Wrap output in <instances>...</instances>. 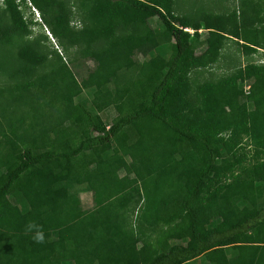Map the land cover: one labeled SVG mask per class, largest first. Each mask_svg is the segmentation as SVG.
<instances>
[{
  "label": "trees",
  "instance_id": "1",
  "mask_svg": "<svg viewBox=\"0 0 264 264\" xmlns=\"http://www.w3.org/2000/svg\"><path fill=\"white\" fill-rule=\"evenodd\" d=\"M169 1L86 0L82 24L73 30L63 3L30 0L60 46L76 49L90 67L85 68V77L74 75L68 64L55 58L60 70L59 91L54 95L43 91L51 82L49 64L46 73L16 90L0 91V97L3 92L8 100L0 102V119L5 122L0 121V132L5 124L12 133L11 119L20 106H27L38 118L41 106L59 100L67 103L62 120L68 124L55 128L35 120L38 129L4 145L0 264H191L194 260L196 264H264V161L253 164L248 177L234 181L229 191L223 185L211 190L240 163L216 133L243 134L264 156V65H245L215 84L198 86L194 101L188 98L189 72L215 61L223 39L232 40L244 55L260 48L263 11L247 2L237 14H203L189 21L174 17ZM3 4L11 33H26V22L13 0ZM147 13L163 27L167 47L162 53L153 52L156 36L141 34L139 17ZM186 28L193 32L183 31ZM16 57L31 69L45 60L30 44L20 46ZM146 75H153L155 84L143 101L139 84ZM244 80L249 84L240 100L232 93L242 89ZM31 88L37 89V97L29 93ZM88 88H93L91 106L71 105L72 97ZM256 102L247 109L248 103ZM112 105L118 110L109 124L93 120ZM93 160L96 163L89 165ZM143 165L152 175H146ZM52 179H56L52 184L36 187ZM166 180L171 189L149 206ZM81 192L91 198L88 209L81 206ZM133 194L144 197L139 217L144 225L179 219V226L160 242L157 252L109 221L113 205L125 208ZM14 206L20 219L12 211ZM29 221L43 226V244L25 233Z\"/></svg>",
  "mask_w": 264,
  "mask_h": 264
},
{
  "label": "rangeland",
  "instance_id": "2",
  "mask_svg": "<svg viewBox=\"0 0 264 264\" xmlns=\"http://www.w3.org/2000/svg\"><path fill=\"white\" fill-rule=\"evenodd\" d=\"M63 3L65 9L69 12L68 26L73 30L79 29L81 26V15L84 10V3L86 0H58ZM247 2H253L260 5L264 14V0H170L171 14L177 18H185L189 21H197L203 14L211 15H225L231 12L236 14L243 9V5ZM31 3V2H30ZM32 5V4H31ZM33 6V5H32ZM3 0H0V91L7 89L14 90V87L20 86L25 82H29L36 76L46 73L48 70V64L53 67L51 71V81L44 88V93L48 95H54L59 91V87L56 82L58 78L56 73L60 70V63L68 64L74 75H80L85 77L86 67H90L88 62H82L81 56L77 55V51L74 48L61 47L58 40L55 39L50 33L48 28L43 24L42 14L35 9L32 12V16L23 19L26 22V33H11V21L7 13H4ZM24 12V10H23ZM23 18V17H22ZM141 34L149 32L152 36H156V46L153 49L154 53H162L165 51L167 45L164 43L162 36L163 27L160 22L150 14H143L139 17ZM175 25L177 22L174 21ZM191 31V32H188ZM147 31V32H146ZM188 33L193 31L190 28L183 29ZM24 44H30L35 47L37 53L44 57L43 64L34 68H27L17 57L16 51ZM260 48H256L253 52L244 55L240 48L234 44L232 40L223 39L219 44V50L215 61L208 63L204 67L194 69L189 72L188 80L190 93L188 98L191 101L195 100L196 88L204 83L215 84L219 80L233 75L237 70L242 69L245 65L253 64L256 66L264 65V42L260 43ZM202 48L196 50L195 54H199ZM58 59L60 63L55 60ZM47 59V61H46ZM71 61V62H70ZM72 64V65H71ZM88 69V68H87ZM256 81L260 80V77H254ZM155 78L153 75H146L142 82L139 84V90L141 92L142 100L147 101L151 92L154 89ZM248 81L244 80L242 83V89L233 91V95L240 100L244 99V94L247 89ZM16 90V89H15ZM32 96L37 97V89L31 88L29 90ZM14 95L16 94L13 91ZM2 92L0 102H4L6 96ZM4 97V98H3ZM42 96H39V99ZM93 97V88L81 89L73 97L71 105L75 103H81L85 107H90V101ZM42 100L46 101L47 96ZM8 103V100L5 101ZM60 103H52V106H41L40 115L38 118L34 116L27 106H20L16 115L11 116L12 133L6 129V126H2L0 132V156L5 151V143L8 139L14 138L25 134L26 132L37 128L36 123H40L43 126L50 127L54 125L55 128L64 127L68 125L62 120L63 113L67 104L64 101L59 100ZM256 103H248L247 109L249 110ZM260 103V102H259ZM54 104V105H53ZM118 110L117 105L104 108L98 115L93 116V120L96 123L103 122L106 125L109 124L111 119L115 116ZM94 113V112H93ZM241 117H245V112L241 113ZM36 120V121H35ZM2 123L3 120L0 119ZM38 129V128H37ZM50 129V128H49ZM1 130V129H0ZM52 131V130H50ZM132 138L136 136L132 131ZM51 136V133L48 134ZM216 138L223 142L226 150L231 155L240 159V163L234 167L233 171L222 177L220 180L212 184L211 190L216 186L223 185L226 190H230V186L234 181L246 179L248 177V169L255 163L264 161V156L257 153V150L251 142L243 134H232L229 136L228 132L221 131L216 133ZM221 147V144H218ZM223 148L221 147V151ZM116 153V149H113ZM95 160L91 161L89 165H94ZM142 170L147 176L152 175V170L147 165L142 166ZM56 179H52L47 183H36L37 188H42L52 184ZM132 184L136 182L132 179ZM171 185L169 181L162 182L159 186L157 193L149 199L148 205H154L157 201L163 197L169 190ZM81 200V206L83 209L91 207V198L88 193L81 192L79 194ZM112 204L115 200H111ZM144 205V197L142 194H133L132 200L123 209H119L113 205L111 209V215L109 217L110 222H114L119 229L126 235L132 236L139 241V243L146 244L153 252H157L158 245L165 239L166 235L176 229L179 226V219L171 223L159 222L155 226L148 227L140 221V213ZM13 213L20 219L18 209L14 206ZM181 221V220H180ZM51 246V245H50ZM197 261L191 262L196 264Z\"/></svg>",
  "mask_w": 264,
  "mask_h": 264
},
{
  "label": "clouds",
  "instance_id": "3",
  "mask_svg": "<svg viewBox=\"0 0 264 264\" xmlns=\"http://www.w3.org/2000/svg\"><path fill=\"white\" fill-rule=\"evenodd\" d=\"M25 233H31L32 236V240L35 243L38 244H43L45 242V234L43 231V226L42 225H38L35 221H29L26 225H25Z\"/></svg>",
  "mask_w": 264,
  "mask_h": 264
},
{
  "label": "built area",
  "instance_id": "4",
  "mask_svg": "<svg viewBox=\"0 0 264 264\" xmlns=\"http://www.w3.org/2000/svg\"><path fill=\"white\" fill-rule=\"evenodd\" d=\"M13 2L16 5L17 10L21 11L23 19L32 16V12H34L35 9L31 5L30 0H13ZM188 32L191 31L188 30Z\"/></svg>",
  "mask_w": 264,
  "mask_h": 264
}]
</instances>
